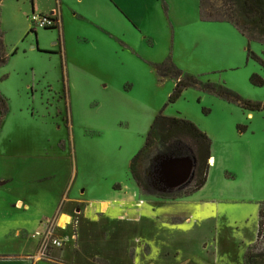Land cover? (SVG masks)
<instances>
[{"label": "rangeland", "instance_id": "obj_1", "mask_svg": "<svg viewBox=\"0 0 264 264\" xmlns=\"http://www.w3.org/2000/svg\"><path fill=\"white\" fill-rule=\"evenodd\" d=\"M121 1L37 0L64 21L36 36L32 0H0V255L40 249L33 235L57 219L78 227L39 264H264V110L205 88L264 103V26L237 0ZM160 114L212 139L208 183L188 199L193 159L145 148ZM139 151L149 191L131 174Z\"/></svg>", "mask_w": 264, "mask_h": 264}, {"label": "trees", "instance_id": "obj_2", "mask_svg": "<svg viewBox=\"0 0 264 264\" xmlns=\"http://www.w3.org/2000/svg\"><path fill=\"white\" fill-rule=\"evenodd\" d=\"M237 3L247 18L251 20V23L257 24L258 27L264 26V0H237ZM255 18L256 20L253 22L252 19ZM247 22L250 23L249 21ZM262 29H264V27H262ZM260 32L264 33L263 31ZM251 55L255 59H259L255 54L251 53ZM262 63L264 64L263 61ZM175 74L177 76L181 75L180 71H176ZM252 80L259 85L263 84V80L257 75H254ZM194 84H196V82H194ZM188 85V83H183V81L178 82L176 88L169 97V101L173 103L180 99L183 89L188 87ZM205 88L209 92L216 93L221 96H227L228 98L241 102L250 112L264 110V103L251 101L244 102L239 96L222 86L207 84ZM0 101L2 100L0 99ZM156 145H160L163 153L170 154L175 158L189 157L193 159L195 162L193 170L194 185L190 193L197 192L206 185L210 170V160L213 157V144L212 139L208 136V134L203 132L196 124L189 119L178 116H166L163 114L158 115L146 137L145 148H153ZM141 154L142 151H139L134 157L130 165V170L133 179L136 181L138 186L145 191H149L150 187L143 182L138 173V162ZM259 216L260 220L257 236L258 245L256 244L257 248L264 245V207L261 208ZM261 253L263 254L264 252L262 251ZM248 260L249 263H251V260Z\"/></svg>", "mask_w": 264, "mask_h": 264}, {"label": "built area", "instance_id": "obj_3", "mask_svg": "<svg viewBox=\"0 0 264 264\" xmlns=\"http://www.w3.org/2000/svg\"><path fill=\"white\" fill-rule=\"evenodd\" d=\"M34 28L36 29H52L56 28V20L54 16L43 15V14H34L31 18ZM57 219H54L51 223L45 225V231H37L33 237H41L42 244L38 253L34 256L29 257L30 263H36L40 261H49L52 262L53 258L51 254L52 250H62L66 247V239L60 235V231L66 230L67 227H64L61 230V227L58 225ZM74 226L75 229L78 227V222H70L68 227ZM77 231V230H76ZM57 232H59L57 234ZM63 234V233H62ZM78 238L77 235L74 236V239Z\"/></svg>", "mask_w": 264, "mask_h": 264}, {"label": "crops", "instance_id": "obj_4", "mask_svg": "<svg viewBox=\"0 0 264 264\" xmlns=\"http://www.w3.org/2000/svg\"><path fill=\"white\" fill-rule=\"evenodd\" d=\"M110 1L113 2L115 6H119L121 8L123 7V3L121 0H110ZM32 4H33L32 5L33 6V8H32L33 13L37 12V13L43 14V15H54V16H56V14H57V18L60 19V26L59 27L62 26L63 21H64L62 9H60L59 11H56V9L52 8V6L51 7L47 6L48 8L43 10V8L46 4H38L37 0H32ZM60 5H61V7L63 6V3H61V1H60ZM199 10H200V0H199ZM200 14H201V11H200ZM132 15H133V12L130 10L128 16H129V18H131V20H133ZM137 22H139L138 16H137ZM29 28H31V26ZM44 30H47V29H44ZM34 32H35L36 36H38V29H37V31H34ZM36 40H37V44H38L39 41L37 38H36ZM44 50H47V49H44ZM214 162H215V158L210 160V164H212ZM210 168H211V166H210ZM208 180H209V175H208ZM208 180H207V183H208ZM207 183H206V185H207ZM118 190L121 193L122 188H121V190L120 189H118ZM201 190H199V191H201ZM129 192H132V191H129ZM197 192L190 193L189 195H186L184 198H182V200L188 199L190 196H192L193 194H195ZM31 203H32L31 201H24V199H22V198H17L14 205L16 207V210H18V212H24V211H29L31 209V207H32ZM104 208L106 209L107 207L104 206ZM259 214H260V212H259ZM42 218L48 219L46 215ZM68 223L69 222H64L61 224V222H60L59 224H60V227H62L61 229H63ZM10 235H12V234H10ZM7 236H9V234L5 235V237H7ZM16 238H21V236L20 237L16 236ZM38 251H39V249L36 250L35 247H32V249L29 250L28 252L25 250V252H21L18 255L16 253H9V254L0 255V264H39L42 261L36 262V263H30V261L28 259L29 257L36 255L38 253Z\"/></svg>", "mask_w": 264, "mask_h": 264}, {"label": "water", "instance_id": "obj_5", "mask_svg": "<svg viewBox=\"0 0 264 264\" xmlns=\"http://www.w3.org/2000/svg\"><path fill=\"white\" fill-rule=\"evenodd\" d=\"M184 158H188V159H190V160H192L191 158H189V157H184ZM179 159H181V158H179ZM193 161V160H192ZM193 169H194V166H195V162L193 161Z\"/></svg>", "mask_w": 264, "mask_h": 264}, {"label": "clouds", "instance_id": "obj_6", "mask_svg": "<svg viewBox=\"0 0 264 264\" xmlns=\"http://www.w3.org/2000/svg\"><path fill=\"white\" fill-rule=\"evenodd\" d=\"M48 30V29H47Z\"/></svg>", "mask_w": 264, "mask_h": 264}]
</instances>
